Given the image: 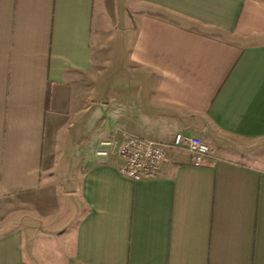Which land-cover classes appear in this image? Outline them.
<instances>
[{
	"label": "crops",
	"instance_id": "obj_1",
	"mask_svg": "<svg viewBox=\"0 0 264 264\" xmlns=\"http://www.w3.org/2000/svg\"><path fill=\"white\" fill-rule=\"evenodd\" d=\"M0 264H264V0H0Z\"/></svg>",
	"mask_w": 264,
	"mask_h": 264
},
{
	"label": "built area",
	"instance_id": "obj_2",
	"mask_svg": "<svg viewBox=\"0 0 264 264\" xmlns=\"http://www.w3.org/2000/svg\"><path fill=\"white\" fill-rule=\"evenodd\" d=\"M101 145L103 148L99 149L97 154L105 156L108 154V150L104 147H112L116 143L114 140H104ZM167 147L187 148L194 166L203 165L205 159L212 152L209 145L200 137L181 131L175 133L169 143L142 137H130L126 138L118 147L122 161L119 165L120 172L134 181L160 176L166 159L165 149Z\"/></svg>",
	"mask_w": 264,
	"mask_h": 264
}]
</instances>
